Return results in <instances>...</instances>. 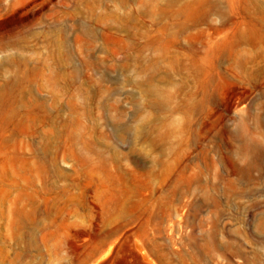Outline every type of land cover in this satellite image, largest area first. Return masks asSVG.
Instances as JSON below:
<instances>
[{
	"label": "rangeland",
	"instance_id": "1",
	"mask_svg": "<svg viewBox=\"0 0 264 264\" xmlns=\"http://www.w3.org/2000/svg\"><path fill=\"white\" fill-rule=\"evenodd\" d=\"M0 264H264V0H0Z\"/></svg>",
	"mask_w": 264,
	"mask_h": 264
}]
</instances>
